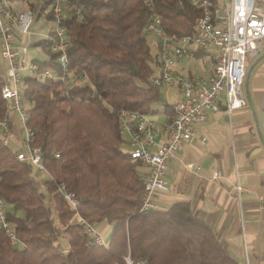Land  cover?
Wrapping results in <instances>:
<instances>
[{"label":"trees","instance_id":"1","mask_svg":"<svg viewBox=\"0 0 264 264\" xmlns=\"http://www.w3.org/2000/svg\"><path fill=\"white\" fill-rule=\"evenodd\" d=\"M152 1L166 31L194 30L200 10L190 0ZM72 2L81 7L80 16L65 17L73 79L64 84L25 73L20 82L28 124L54 179H44L39 189L33 167L17 159L0 134V196L24 244L12 246L0 228V264H125L127 253L146 264H240L187 201L139 210L143 176L123 149L118 111L150 112L160 99L153 81L156 57L145 31L146 0ZM47 53L39 68L59 71L55 53ZM4 111L0 95V115ZM59 182L80 199L83 218L112 225L107 247L87 244L84 226L69 223L73 210L57 191ZM63 235L66 247L59 242Z\"/></svg>","mask_w":264,"mask_h":264},{"label":"built area","instance_id":"2","mask_svg":"<svg viewBox=\"0 0 264 264\" xmlns=\"http://www.w3.org/2000/svg\"><path fill=\"white\" fill-rule=\"evenodd\" d=\"M25 1V0H22ZM200 13L194 19V30L177 35L165 30L160 13L154 10L153 1L146 0L150 18L145 31L153 35L158 73L154 84L158 87L176 85L180 96L169 105L171 114L166 121H155L149 114L138 109L122 108L118 111L119 132L124 138L123 149L132 161L146 168L143 172V189L139 210L163 208L159 197L168 191L165 179L168 161L176 157L182 141L193 138L195 124L206 118L207 111L220 108L219 97L224 92V106L227 111L247 104L243 90L246 74V58L264 48V0H190ZM47 11L51 18V28L45 34V47L55 53L59 71L40 69L36 60L28 54V45L16 42L15 33H29L35 18L31 8L15 9L12 0H0V56L6 64L0 95L5 111L0 115V134L2 142L8 144L12 132V114H17L20 125V138L23 150L15 155L27 161L39 172L53 176L47 171L42 158V148L35 143V130L28 124V113L23 106L20 82L27 71L41 79L53 78L64 84L73 79L74 69L67 55L68 36L65 17L71 12L80 16L81 7L72 0H47ZM213 50V51H211ZM196 54L203 60L213 59L211 73L206 77H190L176 70L182 61ZM86 74L79 80L84 83ZM161 137L157 138V135ZM192 171H198L199 164L185 163ZM213 176H219L213 172ZM236 189H241L236 185ZM57 191L73 210L70 224H82L86 233V243L107 247L108 241L96 225L79 212L81 202L75 192L64 182L57 183ZM6 201L0 196V228L4 230L12 246L23 248L15 222L7 218ZM125 264H146L145 258L123 256Z\"/></svg>","mask_w":264,"mask_h":264},{"label":"crops","instance_id":"3","mask_svg":"<svg viewBox=\"0 0 264 264\" xmlns=\"http://www.w3.org/2000/svg\"><path fill=\"white\" fill-rule=\"evenodd\" d=\"M46 3V0H12L15 9L31 8L35 12L31 31L22 35L16 32L14 39L24 41L29 56L36 61L48 58L43 37L51 28V18ZM149 46L156 57L154 41ZM212 67V57L202 60L196 54L178 64L176 70L200 78L208 76ZM5 68L0 56L2 77ZM153 70L156 75L155 60ZM243 90L246 105L227 111L222 92L220 108L207 111L206 118L195 124L193 138L182 141L176 157L168 161L165 175L168 191L159 200L163 208L176 201H187L192 211L225 241L235 260L240 264H264V48L246 58ZM159 92L160 99L149 114L162 123L172 112L169 103L180 96V91L176 85H168L159 87ZM11 124L8 144L12 138L16 146H9L14 151L23 150L16 113L12 114ZM188 162L199 164V170H189L185 166ZM138 169L142 175L146 170L142 165ZM37 172L39 176L33 172L31 176L40 189L47 174ZM213 172L219 176L214 177ZM237 184L241 187L239 191ZM95 225L108 241L112 225L106 220Z\"/></svg>","mask_w":264,"mask_h":264},{"label":"rangeland","instance_id":"4","mask_svg":"<svg viewBox=\"0 0 264 264\" xmlns=\"http://www.w3.org/2000/svg\"><path fill=\"white\" fill-rule=\"evenodd\" d=\"M147 39H148L149 44L152 45V42H153V35H152L151 33H147ZM9 145H10L11 147H13V148L16 146V143L14 142V140H12V138H10V140H9ZM32 172H33V174H34L35 176H39V174H38V172H37V170H36L35 168H33ZM62 233H63V232H62ZM59 242H60V244H61L62 246H65V245H66V238H65L64 235L61 236V237H59Z\"/></svg>","mask_w":264,"mask_h":264}]
</instances>
